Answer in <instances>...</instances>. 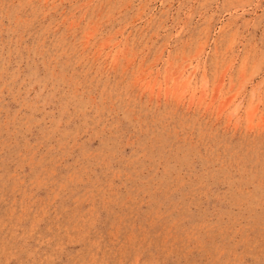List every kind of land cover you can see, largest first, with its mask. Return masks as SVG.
<instances>
[{"label":"rangeland","instance_id":"1","mask_svg":"<svg viewBox=\"0 0 264 264\" xmlns=\"http://www.w3.org/2000/svg\"><path fill=\"white\" fill-rule=\"evenodd\" d=\"M0 264H264V0H0Z\"/></svg>","mask_w":264,"mask_h":264}]
</instances>
